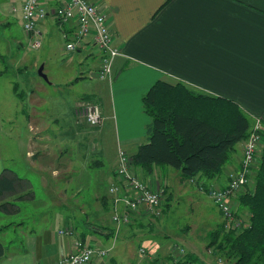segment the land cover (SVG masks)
Instances as JSON below:
<instances>
[{
  "label": "crops",
  "instance_id": "0c3cea01",
  "mask_svg": "<svg viewBox=\"0 0 264 264\" xmlns=\"http://www.w3.org/2000/svg\"><path fill=\"white\" fill-rule=\"evenodd\" d=\"M89 1L105 13L121 54L113 60L111 77L102 79L97 73L99 51L86 39L76 50L63 49L68 53L61 57L64 74L35 89L28 87L21 95L25 167L15 165L11 154L9 164L0 158V173L6 167L23 177L33 197L17 202L36 203L29 215H23L21 208L5 213L19 215L24 224L17 234L12 225L9 238L2 237L8 231L2 232L6 252L0 264H49L73 251L75 239L83 235L108 251L88 264H124L119 258L127 257L121 256L127 249L123 245L127 227H119L124 229L118 241L120 234L110 220L108 187L118 180V149L131 155L147 140L150 116L142 96L157 79L181 80L235 101L252 124L261 121L264 135V0ZM51 18L62 40V27ZM48 20L39 24L41 36L49 32ZM68 26L70 30L74 24ZM68 85L72 93L64 94ZM83 99L99 104L100 124L87 125L76 116L75 108ZM242 145L237 146L227 173L239 165ZM160 170L139 174L154 186ZM227 173L213 183L222 186ZM33 179L43 190L40 199ZM48 195L53 196L54 210L46 209ZM55 221L62 223L55 228ZM112 227L113 234L106 235ZM63 228H71L72 234L61 235L58 231ZM128 259L126 264H143L133 254Z\"/></svg>",
  "mask_w": 264,
  "mask_h": 264
},
{
  "label": "trees",
  "instance_id": "16d2710c",
  "mask_svg": "<svg viewBox=\"0 0 264 264\" xmlns=\"http://www.w3.org/2000/svg\"><path fill=\"white\" fill-rule=\"evenodd\" d=\"M142 105L150 116L146 126L147 140L131 154L132 171L142 179L144 177L139 171L151 174L155 167L164 169L170 166L178 172L181 180H202L206 186L214 184V179L227 173L228 165L238 153L237 146L244 142L253 125L235 101L181 80H155L143 94ZM259 132L263 143L257 163L245 188L232 197V201H237L233 205L236 215L243 218L242 224L235 227L228 223L212 202L220 214V220L208 231L206 245L213 247L219 257L231 260L233 264H264V135L261 128ZM10 195L14 198L6 199ZM32 197V191L24 187V178L3 168L0 173V211L4 214L16 213L21 208L17 200ZM166 198L164 205L160 203L162 211L169 205ZM108 199L110 202V196ZM243 213L246 214L245 218ZM142 216L133 213L132 219L121 226H131L130 234H136L139 229L136 231L134 228L142 227L145 223ZM146 222L152 224L150 220ZM22 223L18 220L2 223L0 233L12 230V225H15L16 233ZM114 227L106 231V235L113 234ZM79 239L93 243L85 240V235ZM146 249L141 253H145ZM172 251L166 255L158 253L153 257L148 256L143 264H200L197 254L192 251L183 247L180 253L173 254ZM5 252L6 246L0 240V259Z\"/></svg>",
  "mask_w": 264,
  "mask_h": 264
},
{
  "label": "rangeland",
  "instance_id": "374dc122",
  "mask_svg": "<svg viewBox=\"0 0 264 264\" xmlns=\"http://www.w3.org/2000/svg\"><path fill=\"white\" fill-rule=\"evenodd\" d=\"M48 17L50 18L48 22L52 23L47 27L49 32L43 33L41 36L42 44L40 46L32 47L29 38L22 29L20 0H0V158L5 165L11 163L10 156L12 154L15 155V165L17 164L19 168L25 167V145L23 131H21V122L24 116L20 107L23 102L21 95L27 93L28 87L35 89L34 87L37 88L39 83L45 84L50 78H58L64 74L61 57L68 53L63 50L58 26L53 24L52 16ZM41 65L42 71L47 73L46 77L38 73V68ZM65 89L63 90L64 94L72 93L73 88L69 85ZM81 122L89 125L84 120ZM151 175H153V171ZM156 177L159 183L155 185L162 191L161 204L164 205L165 198L168 196L166 198L169 201L168 208L161 210V215L156 217L157 220L143 214V218H141L145 222L144 225L139 228L133 227L136 231L139 229L136 234H130L131 226H125L127 227L125 233L128 235L124 237L123 245H127V249L122 252L121 256L127 255V257L119 258L123 260L122 263L126 264L132 254L138 260L140 259L141 263H145L148 256L153 257V254L157 255L158 253L166 255L172 250H174L173 254H177L183 247L185 250L196 253L200 264H233L231 260L227 261L223 257H219L213 247L208 248L206 245L208 231L213 229L214 224L220 220V214L210 197L199 189V183L202 180H181L178 172L170 166L158 171ZM151 178L153 180V176ZM33 183L38 194L37 198L40 199L43 190H40L36 180L33 179ZM11 197L8 196L6 199H12ZM52 198V195H48L45 199L46 204L48 203L46 209L54 210ZM35 203L20 202L18 205L23 210L22 214L26 215L30 212L29 210L34 211ZM242 216L246 217L244 214ZM18 219L19 215L6 217L0 211V224L16 222ZM146 220H150L152 224H147ZM61 223L55 221V228ZM133 225L137 226V224ZM123 229L120 228L118 233H122ZM5 235L7 236L2 237L9 238L12 234L8 231ZM120 237L121 234L118 241ZM140 247L147 248L150 252L146 249L145 253H141Z\"/></svg>",
  "mask_w": 264,
  "mask_h": 264
},
{
  "label": "built area",
  "instance_id": "2783aa9c",
  "mask_svg": "<svg viewBox=\"0 0 264 264\" xmlns=\"http://www.w3.org/2000/svg\"><path fill=\"white\" fill-rule=\"evenodd\" d=\"M20 12L22 29L32 47L42 44L39 24L48 16H52L62 27L63 49L76 50L89 39L99 51L98 76L102 79L111 77L113 60L121 54V49L114 43L107 17L99 4L89 0H56L49 4L45 0H21ZM69 23L74 24L70 30ZM75 114L92 126L100 124L103 118L99 104L88 99L78 103ZM260 128L261 121L256 119L243 142L239 165L228 171L222 186L215 184L206 186L203 182L199 183V189L210 197L226 221L235 227L242 224L243 218L236 215L232 199L245 188L253 166L257 163L259 149L263 143ZM131 165L132 156L123 148H119L115 169L118 180L108 187L111 202L110 220L116 229L128 223L133 213L152 217L161 215L162 191L158 186H153L137 176ZM58 232L72 234V229L63 228ZM74 247L73 251L49 264H88L93 258L105 257L108 252L105 248L79 238L75 239ZM139 250L142 252L144 248L140 247Z\"/></svg>",
  "mask_w": 264,
  "mask_h": 264
},
{
  "label": "water",
  "instance_id": "95a60500",
  "mask_svg": "<svg viewBox=\"0 0 264 264\" xmlns=\"http://www.w3.org/2000/svg\"><path fill=\"white\" fill-rule=\"evenodd\" d=\"M38 73L44 77H46V74L42 71V65L38 68Z\"/></svg>",
  "mask_w": 264,
  "mask_h": 264
}]
</instances>
